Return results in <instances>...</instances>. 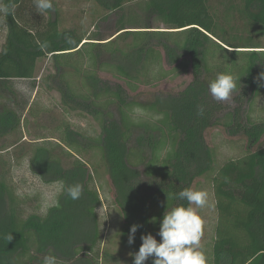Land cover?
<instances>
[{"label": "trees", "instance_id": "1", "mask_svg": "<svg viewBox=\"0 0 264 264\" xmlns=\"http://www.w3.org/2000/svg\"><path fill=\"white\" fill-rule=\"evenodd\" d=\"M95 2L104 13L98 23L109 34L100 33L99 26L90 35L61 28L54 0L46 12L38 11L34 0H0V6L10 8L8 15L0 14V28L6 31L0 47V152H12L7 159L0 155V264H42L46 255H55L57 264H97L102 232L91 162L95 153L121 214L120 243L132 253L138 252L142 235L151 233L160 240L156 234L164 214L188 206L176 194L211 175L217 217L208 264H264V148H250L264 136V122H252L244 106L258 96L263 83L264 47L250 30L264 28V0ZM218 5H224L222 14ZM236 19L243 26L234 32L228 23ZM153 21L173 31H158ZM69 38L74 43L69 44ZM214 49L234 50L229 52L243 57L242 63L231 67L215 58ZM48 57L44 80L58 93L61 108L92 119L98 132L87 136L63 122L57 137H42L31 143L30 152L16 153L12 137L21 134L27 105L18 102L10 81L36 84L37 64ZM181 66L190 67L192 75L183 90L156 94L151 100L129 95ZM103 72L127 89L102 79ZM219 73L237 77L236 106L230 109L209 92V83ZM133 110L152 119L135 120ZM216 126L248 141L243 156L219 167L204 137ZM22 157L43 183L61 185L55 205L43 215L26 213V200L12 186V164ZM76 183L83 185V193L72 200L65 187ZM133 225L141 227L129 245Z\"/></svg>", "mask_w": 264, "mask_h": 264}, {"label": "rangeland", "instance_id": "2", "mask_svg": "<svg viewBox=\"0 0 264 264\" xmlns=\"http://www.w3.org/2000/svg\"><path fill=\"white\" fill-rule=\"evenodd\" d=\"M60 15L61 28H76L83 34L90 35L95 31L104 32L106 29L98 23V19L104 15L103 11L97 7L95 0H54ZM126 4L138 3L142 0H125ZM224 1V0H222ZM218 11L222 14L224 5H218ZM114 20L111 17L110 21ZM236 32L241 30L243 22L235 20L228 23ZM153 27L158 31H173L167 29V25L163 22L152 23ZM1 24L0 19V27ZM99 26V30L97 27ZM104 28V29H103ZM233 31V30H232ZM250 34L255 38L261 47H264V28L251 29ZM6 38V31L0 28V47ZM229 51H234L230 50ZM225 52L220 49H214L216 59H223L231 67L242 63L243 57L235 56L234 52ZM248 51V50H243ZM218 57V58H217ZM215 59V61H216ZM165 70L171 68L162 63ZM50 57L38 62L36 68V84L28 80H12L10 87L15 91L19 103H26V121H22L21 134L18 132L12 138L18 144V149H25L30 152L32 145L42 137H57L63 122L68 123L73 129L87 135L94 136L98 132V125L95 121L88 117L78 114H67L60 106V97L52 88L47 87L44 78L49 73ZM227 72V71H226ZM100 77L110 83L121 84L127 89L126 85L117 78L112 77L108 72L100 73ZM192 80L191 69L183 66L169 73L168 76L157 83L148 86H140L136 91H128L129 95L136 97L138 100H151L156 94H173L183 90ZM264 84V81L263 83ZM236 94L232 93L227 100H221L228 109L235 107L236 103L233 98ZM245 103V100H244ZM246 111L250 116V120L254 123L264 122V87H260L259 94L256 98L245 104ZM32 109L27 115L28 109ZM130 116L137 120L152 119L150 114H144L142 111L133 110ZM21 136V137H20ZM207 145L213 150L215 167L221 166L228 160H234L243 156L248 148V141L242 134L230 135L222 126H216L208 129L204 134ZM21 138V140H20ZM51 139V138H50ZM52 140H56L52 138ZM2 140H0L1 145ZM264 148V136L253 147ZM12 152H0V155L6 159ZM92 163L96 167V173L93 175L94 187L100 197V206L96 210L99 221V229L102 232L99 250V260L97 264H133V257L130 255L131 250L122 246L120 243V228L123 224L119 209L114 203L115 195L112 183L107 176L104 167L99 162L97 154L91 156ZM90 168V167H89ZM12 186L15 188L16 194L24 203L25 212L31 211L43 215L46 210L55 205L57 197L61 192L59 183L45 184L37 176L31 173L28 167V160L22 157L18 163L14 162L11 168ZM193 190H205L208 193L207 204L198 209V214L203 218V235L201 238V247L205 251L207 259L210 258V250L214 239V230L216 225L217 212L215 201L211 187V175L197 178L192 186ZM195 207V205H193ZM58 263V262H57ZM73 264H85L84 260L74 262ZM146 264H149L148 261Z\"/></svg>", "mask_w": 264, "mask_h": 264}, {"label": "clouds", "instance_id": "3", "mask_svg": "<svg viewBox=\"0 0 264 264\" xmlns=\"http://www.w3.org/2000/svg\"><path fill=\"white\" fill-rule=\"evenodd\" d=\"M34 3L40 12L53 9L52 0H34ZM9 13V6H0V14ZM67 42L74 43L70 38ZM259 79L264 81V72L260 74ZM260 86L264 87V84ZM208 87L214 99L227 100L237 87V77L234 73H219ZM65 191L68 197L77 200L83 193V185L80 183L68 185ZM176 195L179 199L186 200L188 206H178L164 214L159 232L156 234L160 237L159 241L151 233L140 237L142 243L138 252L130 253L133 264H146L150 258L152 264H208L206 253L200 243L204 221L198 214V209L208 202V193L205 190L186 188ZM139 227L141 226L133 225L130 228L129 245L134 243L135 233ZM8 238L10 241L13 239L12 235ZM42 264H57V257L46 255Z\"/></svg>", "mask_w": 264, "mask_h": 264}]
</instances>
